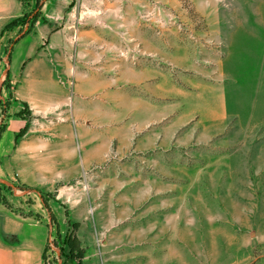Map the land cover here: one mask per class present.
<instances>
[{"label":"rangeland","instance_id":"1","mask_svg":"<svg viewBox=\"0 0 264 264\" xmlns=\"http://www.w3.org/2000/svg\"><path fill=\"white\" fill-rule=\"evenodd\" d=\"M62 1L58 83L91 165L40 196L0 159L15 211L85 196L59 202L45 264H264V0Z\"/></svg>","mask_w":264,"mask_h":264},{"label":"crops","instance_id":"2","mask_svg":"<svg viewBox=\"0 0 264 264\" xmlns=\"http://www.w3.org/2000/svg\"><path fill=\"white\" fill-rule=\"evenodd\" d=\"M62 2L0 0V103L6 101L2 59L10 44L9 74L15 84L0 135V159L3 169L18 171L19 180L39 189L40 196L54 192L58 182L70 180L91 165L89 129L67 113V87L58 83L66 69L57 64L59 60L64 65V60L53 30L65 17ZM24 106L32 112L31 122L20 116ZM63 190L51 200L55 205L41 198L43 202L27 214L6 206L0 198V264H45L47 230L58 228L51 221L60 218V228L70 227L59 202L85 201L83 194Z\"/></svg>","mask_w":264,"mask_h":264},{"label":"built area","instance_id":"3","mask_svg":"<svg viewBox=\"0 0 264 264\" xmlns=\"http://www.w3.org/2000/svg\"><path fill=\"white\" fill-rule=\"evenodd\" d=\"M50 240H51V241H52V240L54 241V237H53V235H51ZM49 244L51 245V247H53V250H54V246H53L54 243H51V242H50ZM51 247L49 248L50 250L52 249Z\"/></svg>","mask_w":264,"mask_h":264},{"label":"trees","instance_id":"4","mask_svg":"<svg viewBox=\"0 0 264 264\" xmlns=\"http://www.w3.org/2000/svg\"><path fill=\"white\" fill-rule=\"evenodd\" d=\"M12 24H14V23H12ZM11 25H9V27H10Z\"/></svg>","mask_w":264,"mask_h":264}]
</instances>
